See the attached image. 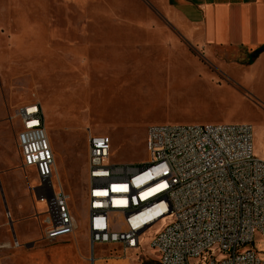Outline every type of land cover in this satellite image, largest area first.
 <instances>
[{
	"label": "rangeland",
	"instance_id": "obj_1",
	"mask_svg": "<svg viewBox=\"0 0 264 264\" xmlns=\"http://www.w3.org/2000/svg\"><path fill=\"white\" fill-rule=\"evenodd\" d=\"M169 9L167 0H0V264H85L83 256L89 264L90 136L110 139L109 165L140 167L151 126L249 124L254 154L264 158V87L257 96L247 80L254 62L246 64L242 47L191 44ZM34 103L54 153L52 184L77 221L55 241L43 239L44 206L33 198L40 182L22 166L12 119ZM164 225L142 234L136 252L96 246L95 257L157 264L150 243ZM255 242L264 252V240Z\"/></svg>",
	"mask_w": 264,
	"mask_h": 264
},
{
	"label": "built area",
	"instance_id": "obj_2",
	"mask_svg": "<svg viewBox=\"0 0 264 264\" xmlns=\"http://www.w3.org/2000/svg\"><path fill=\"white\" fill-rule=\"evenodd\" d=\"M12 119L18 122L22 166L40 182L36 197L44 206L43 239L73 234L77 221L68 196L52 184L55 158L41 106L18 107ZM146 145L145 165L119 167L108 164V137L88 139V263L126 261L97 258L95 248L113 245L124 255L136 252L140 236L163 222L150 243L158 264H264L255 242L264 240V160L254 154L253 127L151 126Z\"/></svg>",
	"mask_w": 264,
	"mask_h": 264
},
{
	"label": "crops",
	"instance_id": "obj_3",
	"mask_svg": "<svg viewBox=\"0 0 264 264\" xmlns=\"http://www.w3.org/2000/svg\"><path fill=\"white\" fill-rule=\"evenodd\" d=\"M167 1L170 8L168 21L193 45L238 46L247 53L264 46V0ZM247 68L252 92L259 96L257 87H264V52ZM33 198L37 202L36 194ZM85 240L89 245V238ZM4 246L11 248L10 243ZM5 251L8 253L7 249ZM83 260L86 264L84 256Z\"/></svg>",
	"mask_w": 264,
	"mask_h": 264
},
{
	"label": "trees",
	"instance_id": "obj_4",
	"mask_svg": "<svg viewBox=\"0 0 264 264\" xmlns=\"http://www.w3.org/2000/svg\"><path fill=\"white\" fill-rule=\"evenodd\" d=\"M264 52V46L258 48L257 50L253 51V52H250V53H247V56H248V60H247V63L248 65H250L251 63H253L256 58L262 53ZM158 264V263H157Z\"/></svg>",
	"mask_w": 264,
	"mask_h": 264
},
{
	"label": "water",
	"instance_id": "obj_5",
	"mask_svg": "<svg viewBox=\"0 0 264 264\" xmlns=\"http://www.w3.org/2000/svg\"><path fill=\"white\" fill-rule=\"evenodd\" d=\"M0 192H1V196H2V200H3V204H4V207H5V210H7V207H6V204H5V201H4V197H3V194H2V191H1V186H0ZM9 223H10V228L12 230L11 221ZM12 235H13V233H12Z\"/></svg>",
	"mask_w": 264,
	"mask_h": 264
}]
</instances>
